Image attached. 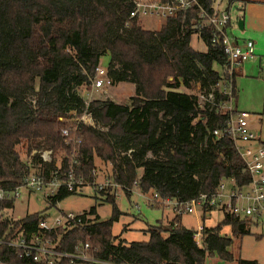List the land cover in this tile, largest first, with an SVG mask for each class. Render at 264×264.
<instances>
[{"label": "trees", "instance_id": "trees-1", "mask_svg": "<svg viewBox=\"0 0 264 264\" xmlns=\"http://www.w3.org/2000/svg\"><path fill=\"white\" fill-rule=\"evenodd\" d=\"M198 2L210 11L216 0ZM234 2L228 0L229 11ZM132 9L130 0H0V187L15 190L32 172L41 171L46 181L57 178L64 183L71 169L77 180L93 184L96 157L112 165L106 178L128 187L137 182L144 193L178 201L212 194L222 179L234 178L241 186L250 183L232 141L212 134L225 125L227 115L209 103L204 108L198 104L199 90L213 94L216 103L226 100L218 84L229 74L227 56L223 46L212 41L211 29L195 28L197 7L179 10L159 30L145 29L130 17ZM240 18L231 25L237 27ZM195 34L206 44L205 51L192 45ZM106 55L109 84L135 85V94L124 103L110 98L87 101L79 92L93 83ZM84 113L92 114L100 126L74 120ZM64 129L69 130L67 136ZM22 145L29 160L21 156ZM44 151L52 152L50 161L42 158ZM96 191L113 203L110 218L99 220L92 207L81 213L82 222L50 232L40 228L48 213L17 217L11 213L16 200H0V237L44 235L69 253L89 243L96 261H73L83 264H206L210 256L234 259L233 238L224 233L225 227L233 236H243L250 233L251 223L257 224L225 211L218 224H203L200 246L196 228L185 227L182 215L174 214L167 225L150 228L147 241L128 243L112 231L122 214L117 195L110 188ZM75 193L61 185L46 201L52 207ZM44 263L0 244V264ZM239 264L256 261L241 259Z\"/></svg>", "mask_w": 264, "mask_h": 264}, {"label": "built area", "instance_id": "built-area-1", "mask_svg": "<svg viewBox=\"0 0 264 264\" xmlns=\"http://www.w3.org/2000/svg\"><path fill=\"white\" fill-rule=\"evenodd\" d=\"M133 9L130 12L131 18H137L141 21L142 17L157 15L161 18H169L175 15L179 10L187 11L194 6L197 7L198 21L195 28L202 30L210 28L213 34L212 41L222 45L227 56V68L229 79L226 82L218 84L219 91L227 95L226 100L214 102L213 94L206 95L203 92L198 94V104L204 108L207 103L215 106L216 111L222 115H227L225 125L213 129L212 134L216 139L228 138L232 141L236 151L245 163V169L250 175V183L247 186H241L234 178L222 179L218 184L216 191L212 194L202 193L198 197L188 201H178L170 198H162L159 193L152 192L151 196H147L149 205L154 206L162 204L172 206V211L176 215L185 213L195 214L208 208H221L224 212H229L236 216L246 218L251 222H264V143L260 142V133L250 129L249 118L251 114L246 111H239L235 106L236 97L234 96V75L237 68L244 62L252 60L256 57L255 42L253 39H246L243 43L236 40V36L230 33L233 16L227 8L223 9L214 5L210 11L202 7L198 0H130ZM217 3V0L216 2ZM197 35V34H196ZM107 70L99 66L96 70V76L93 79L95 88H101L105 85L104 79L109 83L106 77ZM77 122H83L86 125L99 127V122L90 113H84L80 117L74 118ZM69 134L68 129L63 130V135ZM42 158L45 157L42 153ZM48 161V160H46ZM50 161V160H49ZM57 172V171H56ZM44 171L38 175L32 172L26 179L24 186L17 187L15 190H6L0 187V200H11L20 197L23 188L28 190H42L45 187L55 189L61 186L77 193L83 192L86 187L95 186V190H104L110 188L111 192L117 195L119 190H127L133 193V188L138 185L134 183L133 187L124 186L117 182L104 179L101 182L85 183L81 178H75L73 170L68 174V180L61 183L57 178L51 181L44 179ZM230 183V185H229ZM230 186H233L232 188ZM54 191V192H55ZM53 192V193H54ZM52 193V194H53ZM139 208V205H137ZM82 222L81 214L62 212L60 216L51 221V217L44 219L40 223V228L45 231H52L58 227L71 226L72 223ZM203 225L197 227L194 235L196 243L202 246ZM30 239L22 232L12 239H3L0 237V244L13 247L27 257H31L34 261L53 263L63 259L96 261L94 257L89 255V243L83 247H77L75 252H65L57 249L56 243L44 235L33 234Z\"/></svg>", "mask_w": 264, "mask_h": 264}, {"label": "rangeland", "instance_id": "rangeland-1", "mask_svg": "<svg viewBox=\"0 0 264 264\" xmlns=\"http://www.w3.org/2000/svg\"><path fill=\"white\" fill-rule=\"evenodd\" d=\"M222 0H217L220 2ZM230 11L233 20L240 16L235 2ZM220 7L225 9L228 7V0H223ZM166 22V19L154 16H146L141 18L142 26L147 30H159ZM230 33L235 35L234 29L231 28ZM192 45L200 51L206 50V44L198 37L193 35ZM110 58L108 55L103 56L100 60V66L107 69ZM254 62V63H253ZM257 62V63H256ZM250 64L254 66L250 67ZM248 72L236 76L237 96L235 106L239 111H246L251 114L249 120L250 129L256 133H260V142L264 143V72L259 64V59L249 61L246 64ZM105 85L101 88H95L94 83L89 87H80L79 92L87 101L97 98H110L118 103L126 102L129 97L135 94V85L131 82L119 83L111 85L104 79ZM181 91L188 89L180 88ZM192 92L197 93L198 88H194ZM100 126V125H99ZM21 156H26V148L23 145L19 147ZM43 155L46 160H51L53 154L50 151H44ZM29 160V159H28ZM57 158V163H60ZM97 167V182L103 181L111 174L112 165L108 162H102L99 158H95ZM143 170L140 169V173ZM230 185V183H229ZM231 188L233 186H230ZM55 189L47 188L42 190L31 191L23 188L20 197L15 201V207L11 211L15 216H24L27 213L46 212L50 215L51 221L55 217L60 216L62 212L81 214L88 212L92 207L97 209L99 220H106L111 217L113 212V203L106 200V197L95 190V186L86 187L83 192L75 193L67 196L59 201L55 206L49 207L46 196L52 194ZM139 184L133 188V193L129 196L124 190L117 191V205L122 214L118 221L114 223L113 234L119 239L126 242L147 241L150 237V228L159 226L160 223L167 225L174 217L172 206H159L157 203L149 205L147 199L142 194ZM147 196H151L152 191L145 192ZM139 205V208L137 207ZM224 211L216 208L207 212L199 211L197 215L185 213L182 215V224L187 228H196L204 224V226H214L222 221ZM250 233L243 236L232 235L229 227L224 228V233L232 236L233 244L231 251L234 259L225 261L217 256H210L206 259V264H239L241 259L256 261V264H264V222L250 225ZM167 236L166 233H164ZM90 250V249H89ZM87 251L92 256L90 251ZM44 264H61L60 262L44 263ZM64 264H83L82 262H68Z\"/></svg>", "mask_w": 264, "mask_h": 264}, {"label": "crops", "instance_id": "crops-1", "mask_svg": "<svg viewBox=\"0 0 264 264\" xmlns=\"http://www.w3.org/2000/svg\"><path fill=\"white\" fill-rule=\"evenodd\" d=\"M220 3L222 4L223 0L215 3V5L220 7ZM235 4L238 13L243 16V27L240 28L238 25L241 18L236 23L237 27H233L236 40L239 43H243L246 39H253L256 48V57L239 66L236 70V76L244 74V71L247 73L249 68H246V64L249 61H256L257 58L259 59V64L264 72V0H235ZM233 5L231 7H233ZM251 66L254 69L255 65L253 66V64H250V67ZM201 224L199 226H201Z\"/></svg>", "mask_w": 264, "mask_h": 264}, {"label": "water", "instance_id": "water-1", "mask_svg": "<svg viewBox=\"0 0 264 264\" xmlns=\"http://www.w3.org/2000/svg\"><path fill=\"white\" fill-rule=\"evenodd\" d=\"M238 25H239L240 28L243 27V20L242 19L239 20Z\"/></svg>", "mask_w": 264, "mask_h": 264}]
</instances>
